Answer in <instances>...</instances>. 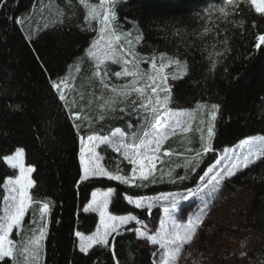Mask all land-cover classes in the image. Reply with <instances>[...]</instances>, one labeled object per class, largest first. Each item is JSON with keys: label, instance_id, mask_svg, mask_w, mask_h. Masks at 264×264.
Masks as SVG:
<instances>
[{"label": "trees", "instance_id": "1", "mask_svg": "<svg viewBox=\"0 0 264 264\" xmlns=\"http://www.w3.org/2000/svg\"><path fill=\"white\" fill-rule=\"evenodd\" d=\"M101 1L0 0V217L5 180L13 176L3 159L20 153L23 164L33 169L29 210L40 204L48 210L38 264H153L152 252L137 238L134 223L113 234L105 245H95L86 254L79 251L76 235H90L98 224L95 214L84 212L92 192H109L110 215L152 226L159 210L138 207L134 201L195 190L219 153L253 137L264 138V46L257 45L264 35V12L258 13L248 0L117 2L115 22L125 29L135 23L140 33L134 49L138 63L154 62L165 69L169 60H177L184 65V75L164 80L165 72L162 83L151 87L147 77L148 95L158 106L148 109L146 125L127 115L132 133L126 125L99 131L100 125L113 122L112 116H94L86 122L81 98L87 88L79 70L96 31L83 16H94ZM73 68L77 72L72 86L62 98L54 84ZM200 104L217 108L212 134L205 129L207 121L193 120L187 132L175 133L162 144L161 162L150 176L127 180L131 167L122 151L115 154L104 145L96 152L109 177L82 178L81 139L108 137L121 128L124 145L134 148L167 112L193 110ZM123 107L119 105L114 114ZM126 111L130 113L128 107ZM242 190L250 193L251 202L242 214L241 230L258 236L257 250L242 262L215 261L207 239L214 231L202 226L180 248L176 264H264V154L223 179L218 194L234 199ZM193 204L194 200L181 207L182 219L184 211H194ZM26 246L17 243L14 256L0 264H22Z\"/></svg>", "mask_w": 264, "mask_h": 264}, {"label": "rangeland", "instance_id": "2", "mask_svg": "<svg viewBox=\"0 0 264 264\" xmlns=\"http://www.w3.org/2000/svg\"><path fill=\"white\" fill-rule=\"evenodd\" d=\"M125 0H102L98 4L94 16L84 14L83 18L95 29V35L83 56V64L79 72L85 82L82 93L84 120L92 122L94 116H112L113 122L99 126V131L107 132L115 126L126 125L132 133V125L128 114L138 125L145 124L148 109L158 106L153 97H149L148 87L161 84L162 79H177L184 75V65L177 60H169L164 68H158L154 62L141 66L134 53L140 42V33L135 23L125 29L115 22L113 7L117 2ZM258 13L264 12V0H248ZM95 8V6L90 7ZM34 23L36 22L33 21ZM31 23V22H30ZM257 45L264 46V35L258 37ZM155 58H153V61ZM166 70V71H165ZM77 72L72 69L69 75L54 84L59 95L64 98L72 86V79ZM86 78L87 81H86ZM155 88V85H154ZM151 91V90H150ZM153 93V91H152ZM134 99L129 103L130 99ZM128 102L125 103V100ZM121 113L117 112L119 105ZM126 107L130 113L126 111ZM200 109V110H199ZM198 113L194 114V111ZM216 106L200 104L193 110L170 111L161 120H157L151 130L146 133L136 147L124 145L125 134L121 128L112 130L108 137L95 136L81 139L80 165L83 179L109 177L101 168L97 148L108 146L114 153L122 151L123 160L131 167L130 182L150 176L154 168L161 162V146L175 133H184L194 120L197 123L207 121L205 129L212 134ZM210 122V129H209ZM208 134V135H209ZM208 138V137H207ZM209 139L207 146H209ZM264 154V138L260 136L245 140L233 148L219 153L217 161L205 172L195 190L184 194L160 195L154 198L134 201L138 207L157 208L159 218L155 225H143L129 216L116 217L108 213L109 192L94 191L85 213H93L98 217L94 232L84 236L76 235L79 251L86 254L95 245H105L115 233L122 231L131 223L137 225L136 236L144 246L151 250L153 264H176L177 253L188 245L197 227L210 226L213 234L207 235L210 254L215 261L236 259L242 262L250 253L257 250L260 239L251 232L241 230L242 214L249 209L251 195L248 191H239L236 198L230 199L218 194L220 182L257 161ZM166 156L167 153H164ZM13 176L5 180V202L0 217V260L12 258L15 245L25 243L22 251V264H38L39 251L42 249L44 235L48 226V210L43 204L29 210L33 202L30 192L33 188L31 175L33 169L23 164L22 155L16 153L3 159ZM194 200V211H184L182 219L181 207ZM29 210V211H28ZM27 219L24 223V220ZM36 221V228H29ZM40 229L39 235H32ZM14 233V238H11ZM43 236V238H42ZM27 241V243H26Z\"/></svg>", "mask_w": 264, "mask_h": 264}]
</instances>
